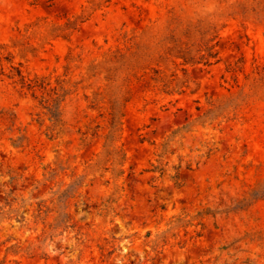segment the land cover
<instances>
[{
  "label": "rangeland",
  "instance_id": "obj_1",
  "mask_svg": "<svg viewBox=\"0 0 264 264\" xmlns=\"http://www.w3.org/2000/svg\"><path fill=\"white\" fill-rule=\"evenodd\" d=\"M0 264H264V0H0Z\"/></svg>",
  "mask_w": 264,
  "mask_h": 264
}]
</instances>
